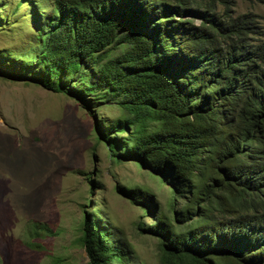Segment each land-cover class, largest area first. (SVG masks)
I'll return each mask as SVG.
<instances>
[{
    "label": "trees",
    "instance_id": "16d2710c",
    "mask_svg": "<svg viewBox=\"0 0 264 264\" xmlns=\"http://www.w3.org/2000/svg\"><path fill=\"white\" fill-rule=\"evenodd\" d=\"M226 2L30 5L37 41L18 77L87 109L112 106L99 130L111 157L167 184L170 207L179 200L183 229L163 215L137 224L158 239L160 264H264V39ZM119 190L152 213L149 190ZM80 225L86 264H134L94 205Z\"/></svg>",
    "mask_w": 264,
    "mask_h": 264
},
{
    "label": "rangeland",
    "instance_id": "374dc122",
    "mask_svg": "<svg viewBox=\"0 0 264 264\" xmlns=\"http://www.w3.org/2000/svg\"><path fill=\"white\" fill-rule=\"evenodd\" d=\"M18 1L0 0V264H86L78 236L92 205L134 264H160L158 239L137 224L163 215L183 229L173 220L179 200L170 207L167 184L132 161L111 157L99 130L117 114L112 106L87 109L70 94L18 77L35 52L33 3L47 10L50 0ZM225 5L231 16L247 15L264 39V0ZM225 5L218 3L215 11ZM135 186L149 190L152 213L119 190Z\"/></svg>",
    "mask_w": 264,
    "mask_h": 264
}]
</instances>
